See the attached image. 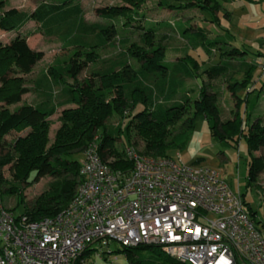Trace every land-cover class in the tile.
I'll return each mask as SVG.
<instances>
[{"label":"rangeland","instance_id":"obj_1","mask_svg":"<svg viewBox=\"0 0 264 264\" xmlns=\"http://www.w3.org/2000/svg\"><path fill=\"white\" fill-rule=\"evenodd\" d=\"M62 1L0 0L2 4L0 17L4 11L12 8L27 17L42 4H59ZM214 2L217 6L212 11H203L205 7H212ZM68 3L80 6L81 21L85 28L93 25L113 26L117 32L116 37L107 45L94 47L98 42L97 29L82 30L77 27L75 21L71 25L63 26L59 34L52 36H46L40 31L39 24L33 20H26L20 29L12 32L0 30V47L8 44L16 36H25L32 50L43 53L42 60L32 68L30 73L16 75V78L22 80L21 86L27 88L28 92L22 96L19 104L12 105L9 109L14 111L22 105L54 108L53 115L49 117V145L53 142L56 130L60 126L61 111L73 107L71 104H66L69 98L66 90L68 87L76 88V85L66 76L61 77L60 84L55 83L49 77L46 78L47 81L40 80L48 76L49 71L55 72L67 66L75 57L77 49L90 58L96 56V62L90 64L79 75V83L88 80L96 72H104L111 68L116 70L117 64L124 60L138 70L140 64L130 54L149 49L146 44L147 31H150L153 36V45L164 48V62L168 73L182 82L169 102H163L161 98L156 97V103L170 106L187 99L192 101L200 95V85H206L211 94L215 96L223 127L229 128L228 125L236 119L240 125L245 124L247 120L248 124L259 120L264 126V88L262 91H252L254 85L259 88L264 82V70L259 61L261 57L257 56L263 51L261 41L264 34V0H208L202 3L204 7L202 9L198 7L200 4L198 0H133V3L124 0H69ZM168 6L182 7L170 8ZM111 7L120 8L121 14L105 19L96 13L97 9ZM213 41L215 45H207L208 42ZM80 45L93 46V48H90V51L88 47L79 48ZM234 49H240L246 52V55L228 56ZM186 58H191L197 63L200 79L185 78L175 71L179 61ZM253 64H257V67L253 70L252 78H248L246 72ZM212 66L224 68L221 74L210 77L204 71ZM262 77L263 80H259ZM243 80L249 81L240 92L234 93L228 90L230 83ZM38 82H40L39 86ZM233 93L245 100L244 107L239 111L236 109V98L233 97ZM191 115L193 126L188 131L185 141L180 147L169 149L168 157L175 158L179 155L184 164H195L214 169L232 189L238 188L241 193H244L247 186V161L249 160L245 140L240 139L236 143L237 136L234 141L214 138L210 134L212 122L202 114L193 115L192 110L189 116ZM127 122V119L123 121L116 114L110 116L105 122V127L109 131L121 128L115 143L117 155H109L106 160L108 163L122 158L124 148L127 146L132 145L140 152L143 150V143L137 137L135 129L133 127L126 129ZM183 122V120L180 121L173 128V134L183 130ZM26 132L27 130L22 134L25 135ZM15 136L13 133L10 137ZM253 156L264 158V148L254 151ZM74 158L80 161L82 154L74 155ZM9 167L3 168L7 183L0 188L1 202L4 208L18 215L22 214L25 208L31 207L36 198L48 190L54 178L46 173L36 181L37 175L32 173L28 179L31 183L22 184L13 181ZM13 187L19 189L21 195L10 194L6 191ZM20 199L23 201L22 204ZM245 201L255 213V220L264 224V171L259 175L257 183L251 189L246 190ZM118 249L122 247L111 241L108 247L102 248L98 256L93 254L83 263L129 264L123 252H116ZM158 252L161 253L158 247L135 251L136 254L146 257L154 264H161V261L157 260Z\"/></svg>","mask_w":264,"mask_h":264},{"label":"trees","instance_id":"obj_2","mask_svg":"<svg viewBox=\"0 0 264 264\" xmlns=\"http://www.w3.org/2000/svg\"><path fill=\"white\" fill-rule=\"evenodd\" d=\"M124 1L133 3V0ZM207 1L198 0L200 3L198 7L204 8L202 3ZM68 2L69 0H63L59 4H42L27 17L17 9L6 10L0 17V30L12 32L20 29L26 20H33L39 24L40 31L46 36H52L59 34L63 26L71 25L75 21L77 27L82 30L97 29L98 42L94 47L107 45L116 37L117 32L113 26L97 27L93 25L85 28L81 21L80 6ZM216 6L214 2L212 7H205L203 11L210 12ZM168 7L180 8L182 6ZM121 12L122 10L118 7L96 10V13L105 19L120 15ZM146 33H148L146 44L149 49L130 54L140 64L138 70L127 60H124L117 64L116 70L111 68L104 72H96L88 80L79 83V75L90 64L96 62V56L90 58L77 49L75 57L67 66L55 72L49 71L48 76L46 75L40 80L47 81L46 78L49 77L55 83L60 84L61 77L66 76L76 85V88L68 87L66 90V95L69 97L66 104H71L73 107L61 111L60 126L50 145L48 139L49 117L53 115L54 108L22 105L14 111L9 109L10 106L19 104L22 96L28 92L27 88L21 86L22 80L16 78V75L30 73L32 68L42 60L43 53L32 50L28 46L25 36H16L8 44L0 47V188L7 183L3 175L5 166H10L13 181L22 184L29 185L31 183L28 179L32 173H36V181L46 173L54 178V182L49 185L48 190L37 197L31 207L24 209L22 214L30 220L38 221L53 217L68 205L78 184L81 166L80 161L75 159L74 155L82 154L95 137H97L98 150L102 160L106 161L109 155H117L115 143L121 128L109 131L105 127V122L113 114L123 121L124 119L128 120L126 129L129 130L133 127L137 137L143 143L141 153L152 157H168L169 149L180 147L193 126V116H189L190 111L192 110L193 115L202 114L212 122L210 126L212 137L224 141H228V139L234 141L237 136L236 143L240 139L245 140L249 154L246 190L251 189L257 183L259 175L264 171V158L253 156V152L264 148V126L259 120L248 124L247 119L245 124L241 123L240 125L236 119L233 123H228L230 124L229 128L223 127L215 96L211 94L206 85H200V95L192 101L187 99L170 106L156 103V97L161 98L163 102H169L175 96L182 82L174 79L168 73L167 65L164 62V48L162 46L155 47L151 32L147 31ZM207 45L213 46L215 42H208ZM85 47L88 46H79V48ZM88 48H93V46ZM233 55H246V52L234 49L228 56ZM257 56L261 57L259 61L262 64L264 62L262 52ZM224 67L212 66L204 73L210 77L217 76L221 74ZM256 67L257 64L251 65L246 72V77L252 78L253 70ZM175 71L185 78L200 79L198 65L191 58L179 61ZM263 77L259 80H263ZM248 81L230 83L228 90L238 93L244 89ZM263 88L264 82L259 88L254 85L252 91H262ZM234 93L235 106L239 111L244 107L245 100ZM125 113L127 115H124ZM182 120L184 121L183 130L173 134V128ZM26 130V134L23 135L22 132ZM13 133L16 136L11 138ZM109 166L112 169L124 170L130 168L131 164L122 157L109 163ZM246 190L241 193V197L248 207L251 217L255 218V213L249 203L245 201ZM6 191L18 196L20 194V190L14 187L6 189ZM22 202L20 199L21 204ZM258 222L260 223V221ZM121 247L122 249H118L116 252H123L129 264H154L146 257L136 254L135 251L152 249L155 246ZM93 251L86 249L75 264H81V260L85 262L89 256L93 255ZM156 255L158 256L156 259L160 260L161 264H181L162 252H158Z\"/></svg>","mask_w":264,"mask_h":264},{"label":"built area","instance_id":"obj_3","mask_svg":"<svg viewBox=\"0 0 264 264\" xmlns=\"http://www.w3.org/2000/svg\"><path fill=\"white\" fill-rule=\"evenodd\" d=\"M261 44L264 61V34ZM123 158L131 167L112 169L95 137L71 201L53 217L15 215L0 194V264H75L111 241L155 246L181 264H264V224L219 172L132 145Z\"/></svg>","mask_w":264,"mask_h":264}]
</instances>
